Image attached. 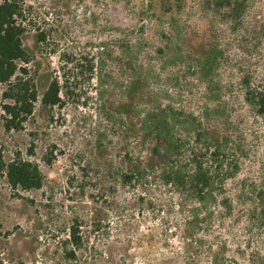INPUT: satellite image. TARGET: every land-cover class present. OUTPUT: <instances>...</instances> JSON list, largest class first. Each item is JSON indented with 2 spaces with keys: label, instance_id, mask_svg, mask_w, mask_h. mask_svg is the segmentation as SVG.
Returning <instances> with one entry per match:
<instances>
[{
  "label": "rangeland",
  "instance_id": "374dc122",
  "mask_svg": "<svg viewBox=\"0 0 264 264\" xmlns=\"http://www.w3.org/2000/svg\"><path fill=\"white\" fill-rule=\"evenodd\" d=\"M19 1L28 29L25 42L35 52L25 80L36 89L38 101L20 128L9 130L3 109L7 86L0 83V264H185L176 223L164 229L162 219L169 217L170 205L153 184L146 191L137 189L143 195L140 200L129 188L122 186L117 193L109 189L115 185L107 174L109 165L122 158L119 153L128 140L109 136L102 103L117 107L132 124L123 103L133 101L141 88L126 91L128 72L112 62L123 48L131 46L141 51L144 65L152 62L162 68L163 55L157 51L171 45L167 36L172 16L189 19L187 46L196 55L204 52L206 22L195 0H183L181 12L173 2L176 11L167 14L162 0ZM38 31L47 35L39 45ZM111 51L114 56L109 58ZM170 74L165 73L166 87L186 97L188 105L194 103L186 91L189 78L180 68ZM222 74L224 81L235 85L228 93L229 114L237 121V140L247 154L241 160L240 173L226 184L236 209L225 219L222 233L229 242L228 256L249 264L247 257L255 251L264 256V225L248 231L249 220L240 211L251 205L247 199L251 186L260 189L264 185V119L246 103L242 82L250 83L247 89L262 87L264 62L251 64L247 59L244 65L234 61ZM53 80L60 84L62 103L44 108L41 96ZM100 146L107 148L101 161L104 168L98 171L94 155ZM17 158L38 166L40 189L10 185L4 166ZM244 183L246 192L240 198ZM102 184L103 198L99 194ZM119 203L126 207L120 208ZM83 212H88L89 222L98 218L99 226L81 225L83 248L75 251V259L67 260L72 217ZM129 217L131 222H126ZM201 264L208 263L203 259Z\"/></svg>",
  "mask_w": 264,
  "mask_h": 264
},
{
  "label": "trees",
  "instance_id": "16d2710c",
  "mask_svg": "<svg viewBox=\"0 0 264 264\" xmlns=\"http://www.w3.org/2000/svg\"><path fill=\"white\" fill-rule=\"evenodd\" d=\"M173 2L181 12L183 0H162L166 14L176 11ZM195 4L206 22L202 54L196 55L187 46L189 19L181 21L180 17L178 20L172 16L167 36L171 45L157 51L163 55L162 68L152 62L144 65L139 58L141 51L131 46L123 48L117 61L112 62L128 72L130 85L126 91H138L137 86L141 89L133 101L123 103L128 106L132 124L117 107L107 108L106 101L102 103L103 119L110 126L109 136L114 139L124 136L123 139L128 140L124 141L123 153H119L123 154L122 158L109 165L107 174L115 181L109 189L116 192L122 186L129 188L140 200L143 195L137 193V189L143 187L146 191L153 184L170 205L169 217L162 219L164 229L176 223L184 244L185 264H201L203 259L208 264H240L227 254L230 247L222 227L236 209L234 200L227 195L226 184L240 173L241 160L247 154L237 140V121L229 114L228 93L235 85L224 81L222 73L234 61L244 65L247 59L251 64L264 62V0H195ZM20 5L19 0H0V83L7 86L3 109L9 130H18L21 121L32 115L38 101L36 89L25 80L35 52L25 42L28 29ZM46 37L44 31H38L36 43L43 44ZM111 56H114L112 51L108 53V57ZM177 67L189 78L184 90L195 107L165 85V73L173 74ZM242 84L246 103L264 119V84L260 88L251 86L252 89H247L249 82ZM104 96L103 92L101 101ZM61 103L60 84L53 80L41 96V105L54 108ZM128 136L131 139H125ZM106 148L100 146L95 152L98 171L104 168L101 161L105 159ZM145 154H148L146 160ZM4 170L13 188L38 190L42 187L40 170L30 161L13 159ZM100 192L103 198V184ZM245 192L244 183L240 198ZM247 194L251 205L240 213L248 218L250 231L264 225V185L260 189L252 185ZM119 205L122 209L126 207ZM131 212L135 217L136 213ZM97 219L89 222L88 212L75 213L72 217L66 241L71 247L65 248L67 260L75 259V251L83 248L81 225L91 223L98 228ZM127 221L131 222V218ZM247 259L249 264H264V256L259 251Z\"/></svg>",
  "mask_w": 264,
  "mask_h": 264
}]
</instances>
